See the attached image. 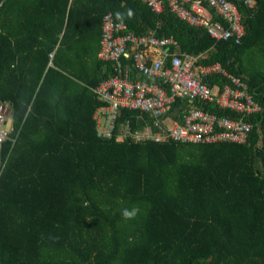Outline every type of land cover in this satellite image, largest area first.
<instances>
[{"label":"trees","instance_id":"trees-1","mask_svg":"<svg viewBox=\"0 0 264 264\" xmlns=\"http://www.w3.org/2000/svg\"><path fill=\"white\" fill-rule=\"evenodd\" d=\"M229 1L243 16L240 44L167 5L156 14L139 0H0V102L13 111L0 149V264H264V0ZM109 13L138 36L174 39L169 53L242 76L261 107L247 117L248 141H119L127 120L145 124L128 110L101 137L94 89L118 71L98 57Z\"/></svg>","mask_w":264,"mask_h":264},{"label":"built area","instance_id":"built-area-1","mask_svg":"<svg viewBox=\"0 0 264 264\" xmlns=\"http://www.w3.org/2000/svg\"><path fill=\"white\" fill-rule=\"evenodd\" d=\"M160 14L167 5L185 23L204 28L215 41L234 40L240 44L246 35L243 16L229 0H139ZM248 7L255 0H244ZM218 19V20H217ZM177 45L172 38L158 37L153 31L138 36L111 13L103 18L99 59L117 65V74L95 89L104 103L95 112L101 137L111 138L121 110L137 112V121L145 124L132 129L127 120L120 129L119 141H169L186 144H244L253 129L247 117L261 111L242 76L227 71L220 63L198 65V57L169 53ZM53 58V54L50 55ZM123 59L132 63L122 66ZM219 78L210 84V79ZM222 79L226 80L223 83ZM189 102L172 115L177 101ZM202 104V106L197 105ZM214 105L231 115H218L205 108ZM12 105L0 102V149L10 139ZM146 115L152 118L148 122ZM176 115V116H175Z\"/></svg>","mask_w":264,"mask_h":264},{"label":"clouds","instance_id":"clouds-1","mask_svg":"<svg viewBox=\"0 0 264 264\" xmlns=\"http://www.w3.org/2000/svg\"><path fill=\"white\" fill-rule=\"evenodd\" d=\"M135 214H136V210H135V209L132 210V211L124 210V212H123V216H124V218H126V219L133 218V217L135 216Z\"/></svg>","mask_w":264,"mask_h":264},{"label":"water","instance_id":"water-1","mask_svg":"<svg viewBox=\"0 0 264 264\" xmlns=\"http://www.w3.org/2000/svg\"><path fill=\"white\" fill-rule=\"evenodd\" d=\"M12 126H13V118H10L8 121V129L11 130Z\"/></svg>","mask_w":264,"mask_h":264}]
</instances>
